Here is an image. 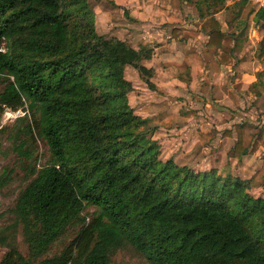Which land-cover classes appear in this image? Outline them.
Returning <instances> with one entry per match:
<instances>
[{
  "label": "trees",
  "instance_id": "16d2710c",
  "mask_svg": "<svg viewBox=\"0 0 264 264\" xmlns=\"http://www.w3.org/2000/svg\"><path fill=\"white\" fill-rule=\"evenodd\" d=\"M224 2L196 5L220 64L230 55L211 9ZM152 52L100 36L88 0H0V121L5 108L25 112L8 138L28 180L7 222L0 215V264H112L125 249L148 264H264V196L238 177L163 161L130 106L125 70L156 90L141 64ZM37 141L50 154L38 168Z\"/></svg>",
  "mask_w": 264,
  "mask_h": 264
},
{
  "label": "crops",
  "instance_id": "0c3cea01",
  "mask_svg": "<svg viewBox=\"0 0 264 264\" xmlns=\"http://www.w3.org/2000/svg\"><path fill=\"white\" fill-rule=\"evenodd\" d=\"M199 1L117 0L121 8H124V15L127 13L129 19L128 21L126 17H123L122 13L120 14L121 19L117 22L129 28L130 37L115 38L130 44L134 39L144 40L148 45L160 40L162 42L160 48L164 50L174 49L176 41L185 37L197 42L193 45L195 48L198 45L199 49L195 51L196 55L193 56L194 62L189 73L193 76L192 79L200 77L201 81H209L215 95H209L212 97L209 99L212 106L207 103L204 110L199 109L202 110L199 113L202 117H197L193 125H185L184 121L178 124L183 125L182 137L188 141L187 138L194 135L192 138L194 143L192 139L190 140L195 152H199L200 155L205 154L207 148L210 151H214L212 148H215L216 152H223L226 162L230 159L234 164L242 160L247 161V168L256 170L264 162V127H262L264 122L251 133L255 137L249 139L247 138L249 133L245 131L247 124L241 123L242 117L233 112H237L241 105L249 102L257 105L264 103V0H225L223 4H216L212 7L211 11L215 10L213 11L214 21L218 23L220 32L224 34L221 42L225 49L224 52L230 55V58L226 59L229 63L226 64L218 63L214 47H207L209 36L202 31L204 19L199 17L196 8ZM191 4L198 15V18L193 19L192 24H190L192 20L187 19L186 15V6ZM99 14L98 12L93 14L96 30L98 26H101L100 20L102 22V19L105 21L109 18L108 14L101 13V16ZM129 38L131 40H128ZM157 44L160 45L159 42ZM153 47L150 48L153 49ZM207 50L209 55L205 59L207 54L203 56V51ZM152 51L151 59L141 64L153 70L155 64L152 58L157 55L158 48ZM221 51L216 52L219 55ZM166 65L171 67L173 63L169 62ZM169 70L170 68L166 72ZM151 79L150 82L155 86ZM170 79H172L171 76ZM132 86L134 90L128 95L130 106L135 115L150 123L151 117L146 115V112H152L153 108H148L152 96L147 97L146 94L140 93V97L145 98L138 100L137 87ZM155 88L157 90L156 86ZM237 143L240 148L235 152L234 147ZM186 144L184 143L183 146ZM211 170L217 171L215 168ZM234 177L248 181L240 175Z\"/></svg>",
  "mask_w": 264,
  "mask_h": 264
},
{
  "label": "rangeland",
  "instance_id": "374dc122",
  "mask_svg": "<svg viewBox=\"0 0 264 264\" xmlns=\"http://www.w3.org/2000/svg\"><path fill=\"white\" fill-rule=\"evenodd\" d=\"M88 2L92 14L95 15V13L98 12L100 13V16L101 13L109 15L110 19L107 18L105 21L103 19L102 22L101 20L99 21V24L101 25L97 28V33L99 35H103L102 37L106 40L116 39L115 37H130V34H128V31H130L129 28L122 25V23L117 22L121 19L120 14L122 15V13L123 17H126L129 21L127 13L124 15V8H121L117 3V0H88ZM213 11L215 10L213 9L211 12ZM186 15L188 16L187 19L189 18V20H192L190 24L193 23L195 17L198 18L192 4L186 6ZM165 26L167 27V25ZM191 32H193V30H191ZM128 40L131 39L129 38ZM157 42H159L160 45H158ZM161 43L160 40H156L152 45H148L145 44L144 40L136 39L133 40L132 44L128 43L135 50H138L139 48H150L153 46L158 48L157 55L152 58L154 60L155 69L157 70L153 69L154 77L151 79L157 87L156 91L148 88L135 69L127 67L125 71V79L137 87L138 100L145 98L140 97V93L146 94L147 97L150 95L152 96L148 108L153 109L152 112L149 111L150 114L149 112H146V115L151 117L149 123V126L153 129L151 138L156 141L160 147V158L163 161L172 159L178 166H187L195 173L209 171L215 168L221 176L229 174L234 177L240 175L242 178L248 179L250 183L249 192L253 197L263 196L264 162L261 164L260 168H257L256 170L250 168L249 170L246 166L247 161L243 162L242 160L241 162L234 164L230 159V161L226 162L227 160H224L223 158V152H216L215 148H212L214 151H210L209 148H207L203 155H200L199 152H195L193 148L194 140L192 139L194 135H190L187 138L188 141L183 139V125L178 124H181L180 122L184 121L185 125H193L197 117H202L199 114L202 110L199 109L202 108L204 110L207 103L212 106L209 101L212 97L209 95H215V92L212 91L213 86L210 85L209 81H201L199 80L200 77L192 79L193 76L189 73V69L192 68L194 62L193 56L195 51L199 49L198 45L196 48L193 45H196L197 42L185 37L176 41L174 49L170 50L161 49ZM155 48L153 47V49ZM204 54H207L205 57V59H207L209 51H203V56ZM169 62L173 63L171 67H167L166 65V63ZM169 68L170 70L166 72ZM170 76L172 79H170ZM151 92L154 93L151 94ZM6 111L10 110L5 108L4 113ZM233 113L242 117L241 123L247 124V128L245 129V131H247L246 133H249L247 138L253 139L255 136L251 133L264 122V103L257 105L256 103L249 102L248 104L241 105L237 112L235 111ZM204 114L206 113L204 112ZM4 117L5 115L3 114L0 121V129L6 127V130L0 133V177L4 169L12 170L13 173L10 182L4 188L0 189V215L2 216V223L7 222L9 211L12 209L18 194L26 186V183H28L27 173L24 169L25 165H23L22 162L23 160L12 151V142L8 138L9 134H11L10 132L12 131L11 128L14 121L7 120V118ZM247 121L249 122L247 123ZM238 125L239 124H237V126ZM262 127H264V125ZM190 139H192L193 143ZM184 143H187L186 146H183ZM35 157L37 158V168L47 164L49 161L50 154L48 148L41 141H37L35 145ZM88 211L91 212L92 209ZM67 242L68 240L64 243ZM17 243L20 252L23 255H26V247L23 244L20 235L17 238ZM62 246L63 245L58 244L53 247L48 256L55 255ZM4 252V250L0 249V259ZM112 264L148 263L134 250L125 249L116 253L112 258Z\"/></svg>",
  "mask_w": 264,
  "mask_h": 264
},
{
  "label": "built area",
  "instance_id": "2783aa9c",
  "mask_svg": "<svg viewBox=\"0 0 264 264\" xmlns=\"http://www.w3.org/2000/svg\"><path fill=\"white\" fill-rule=\"evenodd\" d=\"M3 114L5 115V117L7 118V120L15 121L17 118L22 117L25 114V112H23V111H21L19 109V110H16V111H11V110L10 111H6Z\"/></svg>",
  "mask_w": 264,
  "mask_h": 264
}]
</instances>
